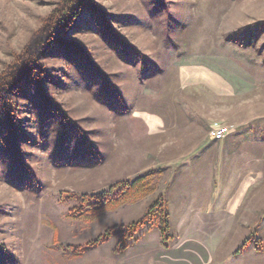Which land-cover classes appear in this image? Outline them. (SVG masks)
I'll list each match as a JSON object with an SVG mask.
<instances>
[{
    "label": "rangeland",
    "instance_id": "1",
    "mask_svg": "<svg viewBox=\"0 0 264 264\" xmlns=\"http://www.w3.org/2000/svg\"><path fill=\"white\" fill-rule=\"evenodd\" d=\"M66 1L0 0V264H172L187 107L190 142L237 129L254 157L218 204L244 241L198 264H264V0Z\"/></svg>",
    "mask_w": 264,
    "mask_h": 264
},
{
    "label": "crops",
    "instance_id": "2",
    "mask_svg": "<svg viewBox=\"0 0 264 264\" xmlns=\"http://www.w3.org/2000/svg\"><path fill=\"white\" fill-rule=\"evenodd\" d=\"M195 78L197 80L202 79L198 78V72ZM209 81L213 83L212 86L214 89L220 86V82L217 83V80L210 79ZM185 110H183L181 117L182 122L186 124V130L184 132L186 142L183 143L182 151L184 153L182 157L187 156L188 158V161L184 165L185 172L187 171L188 175L183 176L185 177L183 179L185 188H182V190L187 189V192H185L187 196L184 194V199H187V201L184 202L183 208H187L189 202H191L192 204L189 207L194 217L192 221L181 223L182 226L179 231L182 232L180 235L182 238V246L170 250L174 257L172 264H186L188 262L198 264L200 261H203L202 256L204 257V255L213 252L216 246L220 248L221 242L229 236L232 239H236L233 242L234 251L240 248L245 238L244 233L240 232L243 223L242 221L234 222V217L231 218V216L238 213V210L235 211L232 208H230L231 210H222L218 204L223 199L221 194L223 187L231 190L237 188L238 184H240L239 186L241 188L242 185L244 187L248 183L244 176L240 178L239 182L233 178L234 176L238 177L237 175L239 173L242 174L239 168L248 166L254 161V157L251 154L253 151H249L252 150L253 146L247 143V139H244L246 143L243 141V132H238L239 130L237 129L228 138H225V141L226 139H229V141L225 142L226 153L224 158L220 156V151L224 150V148H221L224 145L223 142L213 141L212 139L207 142L205 135V138L201 136L198 138L193 137L190 142L189 138L191 135L207 134V128L198 124V119L196 116L193 117L190 114L188 107L187 111ZM141 120L145 124L143 117ZM206 120L210 121L211 119L208 118ZM145 126L147 125L145 124ZM156 128H159V126H156ZM159 131L151 130L150 132L153 135H158L160 134ZM193 150L196 152L194 155L191 154ZM227 167L232 169H230L232 171L230 173L231 178L227 180L224 178L223 180L222 170ZM183 175H185L184 171ZM223 182L225 183L224 186H222ZM225 204H228L227 199ZM247 207L248 204L245 205V208L240 213H247ZM186 212L190 213L188 210H185L183 214ZM232 231L235 232L233 233L234 235L231 234Z\"/></svg>",
    "mask_w": 264,
    "mask_h": 264
},
{
    "label": "trees",
    "instance_id": "3",
    "mask_svg": "<svg viewBox=\"0 0 264 264\" xmlns=\"http://www.w3.org/2000/svg\"><path fill=\"white\" fill-rule=\"evenodd\" d=\"M76 1V2H75ZM81 2V0H67L66 1V3H68V4H71L72 6H74V9L76 8V7H79V3ZM75 4V5H74ZM79 4V5H78ZM66 16H68V13L67 12H65V13H63V15H62V18L63 17H66ZM122 185H126L127 186V184L125 183H121L119 186H117V187H120V186H122ZM134 185H136V184H133L132 186H130L129 187V189H133L134 188ZM113 189H115V188H113ZM105 196H106V194H104ZM160 205H163V203L161 202V204ZM159 209L160 211H162V209H164L163 208V206H159V204H155V205H153V207L150 209L151 211H154V210H156V209ZM139 226V224H132L131 225V229H133V230H135L137 227ZM119 228H113V229H111V230H108L107 232H106V234L104 235V236H102V237H100L98 240H96L94 243H92L91 244V246L89 245V250L90 249H93L94 247H96V246H98V245H101V244H103L104 242H106V241H108L113 235H115V233H116V231L118 230ZM168 231H169V220H168V218L165 220V222L163 223V228H162V238H163V241H164V244H166L169 240H170V238H169V236L167 235L168 234ZM166 246V245H165Z\"/></svg>",
    "mask_w": 264,
    "mask_h": 264
},
{
    "label": "built area",
    "instance_id": "4",
    "mask_svg": "<svg viewBox=\"0 0 264 264\" xmlns=\"http://www.w3.org/2000/svg\"><path fill=\"white\" fill-rule=\"evenodd\" d=\"M227 133H228V129H226V128L217 129L216 131H214L215 140H217V141L223 140L225 138V136L227 135Z\"/></svg>",
    "mask_w": 264,
    "mask_h": 264
}]
</instances>
